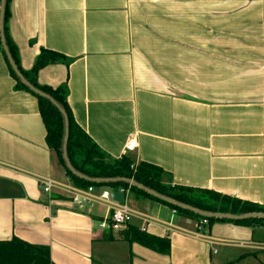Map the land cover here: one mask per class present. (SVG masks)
I'll list each match as a JSON object with an SVG mask.
<instances>
[{"label": "crops", "instance_id": "0c3cea01", "mask_svg": "<svg viewBox=\"0 0 264 264\" xmlns=\"http://www.w3.org/2000/svg\"><path fill=\"white\" fill-rule=\"evenodd\" d=\"M10 12L22 69L42 51L65 58L37 81L65 90L76 124L109 157L160 167L169 186L264 206V0H12ZM46 137L38 100L16 88L0 48V241L48 247L54 264H264V226L200 231L130 191L169 254L128 243V228L100 229L107 207L40 187L71 184Z\"/></svg>", "mask_w": 264, "mask_h": 264}, {"label": "trees", "instance_id": "16d2710c", "mask_svg": "<svg viewBox=\"0 0 264 264\" xmlns=\"http://www.w3.org/2000/svg\"><path fill=\"white\" fill-rule=\"evenodd\" d=\"M12 0H6V10L4 18V41L8 51L16 64L22 76L37 90L51 97L67 114L69 118L70 138L67 147L68 159L76 172L84 177L93 180H128L134 181L156 193L168 197L178 203L190 206L192 208L219 214H231L242 216L254 213H264V206L251 202L232 198L215 191L195 189L183 186H169L165 184L166 172L155 165L141 162L136 164L130 157L121 159H112L104 153L98 145L76 124L71 109L66 99V93L63 88L53 89L48 86H42L38 83V73L45 67L65 63V58L57 53L42 51L38 56L35 65L30 73L25 72L19 61L18 50L10 36L9 21L11 17L10 4ZM0 0V14H1ZM0 48L8 64L10 74L16 81V88L32 94L38 100L39 111L42 121L45 125L47 137L46 142L50 151L54 153L59 165L72 186L87 190L94 187L110 192H127L135 194L137 197L153 200L165 204L177 211L180 216L188 217L199 222L205 220L202 217L161 202L144 191L130 187L125 182H115L106 184H94L72 175L66 167L63 155V145L65 140V120L60 111L47 99L42 98L31 92L24 86L14 73L10 62L3 49L2 37L0 31ZM208 225L216 222H227L238 226H250L259 224L264 226V221H217L206 220ZM124 240L130 244L138 243L150 250L168 255L170 252V242L166 239H160L142 232L139 228L129 226L125 232ZM0 264H54L50 259L48 247L35 246L26 243L20 239L13 238L10 241H0Z\"/></svg>", "mask_w": 264, "mask_h": 264}, {"label": "built area", "instance_id": "2783aa9c", "mask_svg": "<svg viewBox=\"0 0 264 264\" xmlns=\"http://www.w3.org/2000/svg\"><path fill=\"white\" fill-rule=\"evenodd\" d=\"M137 148V143L132 139L126 146V152H133ZM38 183L47 195L59 193L71 200L76 206H103L107 207L109 211L108 219L100 223L99 227L103 230H108L111 233H122L127 230L129 224L133 219L139 218L143 221L141 227L142 232L147 231V224L152 222L148 216L139 214L132 210L128 203L119 204L111 199V192L109 190L97 191L96 188L90 187L87 190L78 189L71 184H60L50 179H39ZM126 196L129 191L121 192ZM177 212L174 210V214ZM208 225L206 220L199 222L198 230L202 231Z\"/></svg>", "mask_w": 264, "mask_h": 264}, {"label": "water", "instance_id": "95a60500", "mask_svg": "<svg viewBox=\"0 0 264 264\" xmlns=\"http://www.w3.org/2000/svg\"><path fill=\"white\" fill-rule=\"evenodd\" d=\"M5 10H6V0H2V4H1V14H0V31H1V37H2V44H3V49L4 52L7 56L8 61L10 62V65L14 71V73L16 74V76L18 77V79L20 80V82L26 86L31 92L35 93L36 95L45 98L47 100H49L62 114V116L64 117L65 120V140H64V145H63V155H64V161L66 164L67 169L69 170V172L80 178L83 180H86L90 183H94V184H106V183H115V182H125L127 183L130 187H136L142 191H144L145 193H147L148 195H150L151 197L164 202L166 204L172 205V206H176L182 210L185 211H189L192 212L200 217H202L205 220H217V221H248V220H259V221H264V213H254V214H247V215H242V216H235V215H231V214H219V213H208V212H204L195 208H192L190 206L178 203L168 197L162 196L158 193H156L155 191H152L142 185L137 184L134 181H128V180H93L87 177H84L80 174H78L76 172V170L73 168V166L71 165L69 159H68V154H67V147H68V142H69V138H70V127H69V118L66 114V112L48 95L40 92L39 90L35 89L23 76L22 74L19 72L16 64L14 63L8 48L5 44L4 41V18H5ZM111 199L119 204H124L126 201V195L124 193L121 192H111Z\"/></svg>", "mask_w": 264, "mask_h": 264}]
</instances>
